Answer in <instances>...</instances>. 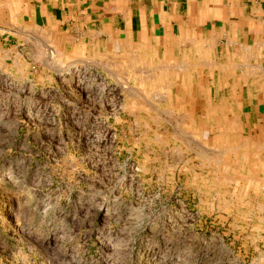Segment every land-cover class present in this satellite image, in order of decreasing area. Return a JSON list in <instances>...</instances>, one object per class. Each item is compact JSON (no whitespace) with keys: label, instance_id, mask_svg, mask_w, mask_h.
Returning <instances> with one entry per match:
<instances>
[{"label":"rangeland","instance_id":"374dc122","mask_svg":"<svg viewBox=\"0 0 264 264\" xmlns=\"http://www.w3.org/2000/svg\"><path fill=\"white\" fill-rule=\"evenodd\" d=\"M139 58L0 59V264H264V135L195 117Z\"/></svg>","mask_w":264,"mask_h":264},{"label":"crops","instance_id":"0c3cea01","mask_svg":"<svg viewBox=\"0 0 264 264\" xmlns=\"http://www.w3.org/2000/svg\"><path fill=\"white\" fill-rule=\"evenodd\" d=\"M105 50L117 62L130 53L137 64L150 53L149 62L169 67L171 99L191 104L195 117L205 112V122L229 136L240 127L245 142L261 141L264 0H0L4 63L38 66L49 78L48 63H101Z\"/></svg>","mask_w":264,"mask_h":264}]
</instances>
